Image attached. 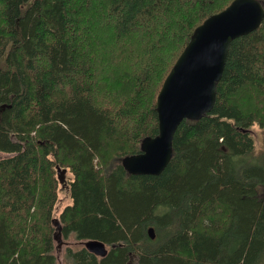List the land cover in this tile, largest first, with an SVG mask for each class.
I'll list each match as a JSON object with an SVG mask.
<instances>
[{"label": "trees", "instance_id": "1", "mask_svg": "<svg viewBox=\"0 0 264 264\" xmlns=\"http://www.w3.org/2000/svg\"><path fill=\"white\" fill-rule=\"evenodd\" d=\"M231 1L0 0V264H56L59 203L62 237L107 249L67 247L69 264H264V19L230 43L212 110L181 121L166 168L121 166L156 135L193 29Z\"/></svg>", "mask_w": 264, "mask_h": 264}, {"label": "water", "instance_id": "2", "mask_svg": "<svg viewBox=\"0 0 264 264\" xmlns=\"http://www.w3.org/2000/svg\"><path fill=\"white\" fill-rule=\"evenodd\" d=\"M263 19L264 7L259 0H232L193 29L156 96L157 133L142 138L139 151L121 159L126 173L159 175L166 168L172 159V141L181 121H197L212 110L230 43L257 29ZM55 171L62 188L66 170L55 165ZM52 224L56 227L53 239L60 245L61 227L56 219ZM147 234L154 239L151 227ZM81 244L98 257L107 253L100 241L87 240Z\"/></svg>", "mask_w": 264, "mask_h": 264}, {"label": "rangeland", "instance_id": "3", "mask_svg": "<svg viewBox=\"0 0 264 264\" xmlns=\"http://www.w3.org/2000/svg\"><path fill=\"white\" fill-rule=\"evenodd\" d=\"M252 136L254 137V144H255V150H261L262 148V139H261V131L257 126L251 127ZM8 154L0 153V158L8 157ZM67 179V175H66ZM64 204L59 203L56 206V212L53 213V218H59V213L61 212ZM60 225V224H59ZM55 227V226H54ZM61 230V229H60ZM56 231V230H55ZM61 232V231H60ZM61 242V244H57L58 241L53 242V254L56 258L55 262L56 264H69L68 260L64 258V253L67 247H71L74 249H78L80 246H82L83 241L74 240L73 237H68L67 239L62 237L61 234L58 238ZM129 264H138L134 258L130 259Z\"/></svg>", "mask_w": 264, "mask_h": 264}, {"label": "bare ground", "instance_id": "4", "mask_svg": "<svg viewBox=\"0 0 264 264\" xmlns=\"http://www.w3.org/2000/svg\"><path fill=\"white\" fill-rule=\"evenodd\" d=\"M53 219H56L57 221H58V223L61 225V223H60V221H59V219L58 218H52V220ZM106 247V246H105Z\"/></svg>", "mask_w": 264, "mask_h": 264}]
</instances>
